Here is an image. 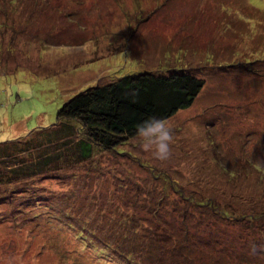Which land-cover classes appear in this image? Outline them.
<instances>
[{
	"label": "rangeland",
	"instance_id": "obj_1",
	"mask_svg": "<svg viewBox=\"0 0 264 264\" xmlns=\"http://www.w3.org/2000/svg\"><path fill=\"white\" fill-rule=\"evenodd\" d=\"M146 73L206 82L168 161L136 138L81 155L73 124L44 162L32 131ZM4 147L0 264H264V0H0Z\"/></svg>",
	"mask_w": 264,
	"mask_h": 264
},
{
	"label": "trees",
	"instance_id": "obj_2",
	"mask_svg": "<svg viewBox=\"0 0 264 264\" xmlns=\"http://www.w3.org/2000/svg\"><path fill=\"white\" fill-rule=\"evenodd\" d=\"M205 84V80L189 73L158 77L150 73L129 75L111 84L80 92L68 100L57 113V124L51 129L38 131L45 136L41 142L34 140L37 129L29 135L34 136L31 140L36 141L37 150L46 155L43 160L47 163L56 164L62 159V152L54 155L42 150L44 147L61 144L68 150L73 146L72 137L76 136L73 124L80 129L78 134L83 135L74 145L81 155L84 153L89 157L93 146L115 151L126 141L136 138L137 126L144 120L156 117L169 121L182 110L191 108ZM74 146L71 151H75ZM31 150L25 147L23 151ZM10 161H16L15 154L7 147L2 148L0 164Z\"/></svg>",
	"mask_w": 264,
	"mask_h": 264
},
{
	"label": "clouds",
	"instance_id": "obj_3",
	"mask_svg": "<svg viewBox=\"0 0 264 264\" xmlns=\"http://www.w3.org/2000/svg\"><path fill=\"white\" fill-rule=\"evenodd\" d=\"M135 142L141 150L164 163L172 155L174 143L172 126L165 119L150 117L137 126Z\"/></svg>",
	"mask_w": 264,
	"mask_h": 264
}]
</instances>
